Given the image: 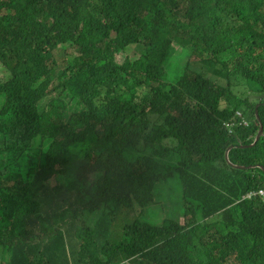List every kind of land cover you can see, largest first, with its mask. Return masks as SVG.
<instances>
[{
    "label": "trees",
    "instance_id": "obj_1",
    "mask_svg": "<svg viewBox=\"0 0 264 264\" xmlns=\"http://www.w3.org/2000/svg\"><path fill=\"white\" fill-rule=\"evenodd\" d=\"M259 3L0 0V264H264Z\"/></svg>",
    "mask_w": 264,
    "mask_h": 264
},
{
    "label": "clouds",
    "instance_id": "obj_2",
    "mask_svg": "<svg viewBox=\"0 0 264 264\" xmlns=\"http://www.w3.org/2000/svg\"><path fill=\"white\" fill-rule=\"evenodd\" d=\"M260 4V3H259ZM261 6V9L263 8V12H264V3L260 4ZM262 46H264V43L262 44ZM172 76H177L176 75V72L172 75ZM261 105V103H257L256 106H255V110H254V113H255V116L257 118V121L259 123V127H258V130L260 128V124H261V127H262V133H261V136L263 135V131H264V127L258 117V107ZM239 118V121H237V119ZM243 125V126H248V121L245 119V117L242 115V113L240 111H236L235 112V116L230 120V121H227L224 123L225 127L228 128L229 130L235 125ZM258 130L254 136V139L258 133ZM260 136V137H261ZM259 137V138H260ZM259 140V139H258ZM257 140V141H258ZM254 141V140H253ZM256 141V142H257ZM255 142V143H256ZM253 143V142H252ZM251 143V144H252ZM250 145V144H249ZM233 147H235L234 145H230ZM229 146V147H230ZM240 146H246L245 148H250V147H247L248 145H237L236 147L240 148ZM227 147L226 150H225V153H224V159H225V162H226V158H225V154H226V151L227 149L229 148ZM253 147V146H252ZM231 148V149H232ZM230 149V150H231ZM240 149H243V148H240ZM229 150V151H230ZM229 151H228V154H229ZM228 156V155H227ZM228 161L231 162L229 160V157H228ZM226 164L228 166H230L227 162ZM233 164V163H232ZM235 165V164H234ZM239 166H242V165H239ZM231 167V166H230ZM246 167L245 169L243 170H248V169H259L263 174H264V167L261 166V165H258V164H255V165H249V166H244ZM232 168V167H231ZM239 170V169H238ZM253 199H259L262 203H264V184H259L258 186H256L255 188H252L250 190H248L244 195L241 196V198L238 200V202H241V201H244V200H253ZM182 219V218H181ZM180 219V220H181ZM179 220V221H180ZM180 224L182 225L183 222L180 221ZM1 254H2V251H0V257H1Z\"/></svg>",
    "mask_w": 264,
    "mask_h": 264
},
{
    "label": "rangeland",
    "instance_id": "obj_3",
    "mask_svg": "<svg viewBox=\"0 0 264 264\" xmlns=\"http://www.w3.org/2000/svg\"><path fill=\"white\" fill-rule=\"evenodd\" d=\"M262 11H263V8H262ZM196 43L199 44V41L194 39L191 44L189 43L188 45H186L183 48H184V50L188 51L189 53H194L195 54V52L193 51V48L195 47ZM131 46L133 48H130L129 50H127V48H126L124 51H120V52H118L115 55L116 62H118L119 64L125 63V60L127 59V57L133 58L136 55V52H140V50H141V45L140 44L131 45ZM175 46H177V45L175 44ZM70 52H72V51H70ZM178 53H176L174 55V60L176 59V57L180 56ZM183 58H185V59L188 58V54L186 56H183ZM174 60H172L173 64L175 62ZM191 67H192L193 70H198L199 67H200V64L199 63L192 64ZM6 77H7V73L4 70L0 69V82L1 81H5ZM172 81L176 82L177 81V76H173ZM254 88H256L255 85H254ZM50 182H52V180ZM173 197L174 198H179L178 192H175ZM180 221L183 222L182 219ZM156 223L159 224L158 222H156Z\"/></svg>",
    "mask_w": 264,
    "mask_h": 264
},
{
    "label": "water",
    "instance_id": "obj_4",
    "mask_svg": "<svg viewBox=\"0 0 264 264\" xmlns=\"http://www.w3.org/2000/svg\"><path fill=\"white\" fill-rule=\"evenodd\" d=\"M261 133H262V127H261V124H260V128H259V130H258V133H257V135H256V137H255V139H254V141H253V143L252 144H250V145H248L247 147H252V146H254L255 145V142L259 139V137L261 136ZM246 146H240V148H245ZM232 148V146H230L228 149H227V151H226V154H225V158H226V162L232 167V168H234V169H239V170H243V169H245L246 167H244V166H239V165H234V164H232L231 162H229L228 161V151L230 150Z\"/></svg>",
    "mask_w": 264,
    "mask_h": 264
}]
</instances>
